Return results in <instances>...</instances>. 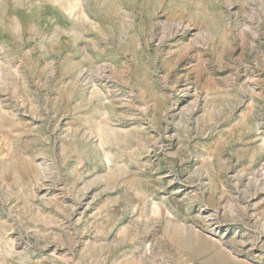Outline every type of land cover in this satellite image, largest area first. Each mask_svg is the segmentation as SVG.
I'll return each instance as SVG.
<instances>
[{
	"label": "rangeland",
	"instance_id": "1",
	"mask_svg": "<svg viewBox=\"0 0 264 264\" xmlns=\"http://www.w3.org/2000/svg\"><path fill=\"white\" fill-rule=\"evenodd\" d=\"M0 264H264V0H0Z\"/></svg>",
	"mask_w": 264,
	"mask_h": 264
}]
</instances>
